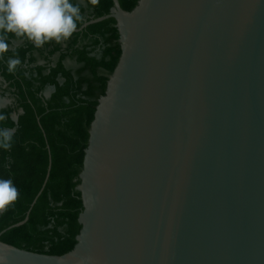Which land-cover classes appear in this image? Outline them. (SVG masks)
<instances>
[{
  "label": "water",
  "instance_id": "water-1",
  "mask_svg": "<svg viewBox=\"0 0 264 264\" xmlns=\"http://www.w3.org/2000/svg\"><path fill=\"white\" fill-rule=\"evenodd\" d=\"M113 3L77 29L115 18L122 50L89 130L77 244L56 255L0 240V254L8 264H264V0ZM51 161L8 228L27 221Z\"/></svg>",
  "mask_w": 264,
  "mask_h": 264
},
{
  "label": "trees",
  "instance_id": "trees-1",
  "mask_svg": "<svg viewBox=\"0 0 264 264\" xmlns=\"http://www.w3.org/2000/svg\"><path fill=\"white\" fill-rule=\"evenodd\" d=\"M132 11L139 0H119ZM81 6L83 23L106 15L113 0H100L92 6L83 0H70ZM115 18H108L77 30L57 44L54 40L37 48L26 38L9 34V50L0 58V75L7 83L12 104L0 108L6 116L0 128L11 130L12 147L0 148V179H11L19 191L17 201L0 213V240L39 253L61 255L77 244L83 210L79 174L95 111L117 66L122 50ZM16 43H18L16 45ZM16 49L18 55L13 54ZM56 56L52 60V56ZM19 58L15 73L7 72V60ZM66 59L75 60L70 68ZM43 61L39 63L38 61ZM49 86L55 90L44 95ZM14 114H18L15 121ZM47 182L24 220L34 198ZM8 228V229H7ZM5 230V231H4Z\"/></svg>",
  "mask_w": 264,
  "mask_h": 264
},
{
  "label": "clouds",
  "instance_id": "clouds-1",
  "mask_svg": "<svg viewBox=\"0 0 264 264\" xmlns=\"http://www.w3.org/2000/svg\"><path fill=\"white\" fill-rule=\"evenodd\" d=\"M92 6L100 0H87ZM81 6L70 0H0V58L8 52L7 38L13 34L17 40L26 38L37 48L46 42L60 44L76 31L78 22L83 23ZM13 54L18 55L16 49ZM22 61L19 58L7 60V72L15 73ZM6 116L0 114V121ZM14 133L0 128V148L12 147ZM19 197V191L11 179H0V213L5 212ZM0 264H8L6 255L0 254Z\"/></svg>",
  "mask_w": 264,
  "mask_h": 264
},
{
  "label": "flooded vegetation",
  "instance_id": "flooded-vegetation-1",
  "mask_svg": "<svg viewBox=\"0 0 264 264\" xmlns=\"http://www.w3.org/2000/svg\"><path fill=\"white\" fill-rule=\"evenodd\" d=\"M18 43H16V45H17ZM56 59V56L54 55V56H52V60H55ZM71 61H74L75 62V60H72V59H66L65 60V64L68 66V67H70V68H75V67H77V64H76V62H75V65L74 66H72V65H68L67 63H70ZM39 63H42L43 61H38ZM0 77L2 78H0V80L2 81V82H4L5 84L4 85H1L0 86V97L2 98L3 96H7V95H9L10 97H11V95H10V91H8V88H7V83H6V81H5V79L0 75ZM50 87H52V86H49L46 90H48ZM54 90H55V87H54ZM53 90V91H54ZM53 91H51L50 92V95L49 96H47L46 95V91H45V93H44V95L46 96V97H50L51 96V94H52V92ZM12 98V97H11ZM15 115V114H14ZM18 115V114H17Z\"/></svg>",
  "mask_w": 264,
  "mask_h": 264
},
{
  "label": "rangeland",
  "instance_id": "rangeland-1",
  "mask_svg": "<svg viewBox=\"0 0 264 264\" xmlns=\"http://www.w3.org/2000/svg\"><path fill=\"white\" fill-rule=\"evenodd\" d=\"M78 2H80V3H83V0H77ZM68 65L70 64V65H72V66H74L75 65V62L74 61H71L70 63H67ZM5 83L4 82H2L1 80H0V86L1 85H4ZM47 91L48 90H46V93H47ZM3 98V100H6L8 103L5 105V106H7V105H9V104H12V102H13V98H11L9 95H7V96H3L2 97ZM4 106V107H5ZM2 108V107H1Z\"/></svg>",
  "mask_w": 264,
  "mask_h": 264
}]
</instances>
